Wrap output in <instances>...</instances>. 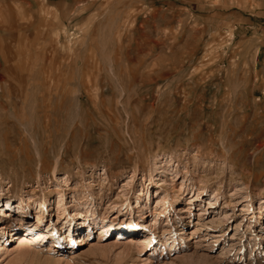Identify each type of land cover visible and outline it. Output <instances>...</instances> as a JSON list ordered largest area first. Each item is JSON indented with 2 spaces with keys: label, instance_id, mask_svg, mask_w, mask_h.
I'll use <instances>...</instances> for the list:
<instances>
[{
  "label": "rangeland",
  "instance_id": "obj_1",
  "mask_svg": "<svg viewBox=\"0 0 264 264\" xmlns=\"http://www.w3.org/2000/svg\"><path fill=\"white\" fill-rule=\"evenodd\" d=\"M262 196L264 0H0V264H264Z\"/></svg>",
  "mask_w": 264,
  "mask_h": 264
},
{
  "label": "bare ground",
  "instance_id": "obj_2",
  "mask_svg": "<svg viewBox=\"0 0 264 264\" xmlns=\"http://www.w3.org/2000/svg\"><path fill=\"white\" fill-rule=\"evenodd\" d=\"M249 170V169H248ZM248 172V171H247ZM249 173V172H248ZM199 190H201L202 189V187H199L198 188ZM33 193V192H32ZM58 195L60 196H57V198H56V201L59 203L60 202V200L62 199V195H61V192H58ZM212 196V199L214 200H216V194H212L211 195ZM30 197H34L33 196V194L30 196ZM45 197V196H44ZM167 198V197H166ZM166 198H164V203L166 202V201H168V200H166ZM178 198V196H174L172 199H169V201H170V203L171 202H175V200ZM264 199V197L262 196L261 197V200H263ZM31 200H32V202L35 204V202L36 201H40V198H31ZM31 202V203H32ZM92 202V200H90V203ZM263 203V202H262ZM0 204H1V206H3V201L0 199ZM8 204V203H7ZM127 204L129 205V207H132L133 208V205H131V203L128 201L127 202ZM173 204V203H172ZM21 205H22V203H21V200L20 201H18V202H16V211H18L19 209H20V207H21ZM36 206H34L33 205V209H36L37 208V204H35ZM47 205L44 203V202H40V206H38V209L36 210L37 212H35V217L33 218V217H31V218H29V214H26V215H24V214H20V213H18L17 212V214H14V213H10V214H6L5 216H4V219H5V225H3V223H0V229H5L6 227L8 228V232L6 233V232H4V235L3 236H6L7 235V239L6 240H4V242L3 243H6V241L9 239V237H14L15 235H16V233H15V230L16 229H14V224H13V222L14 221H16L17 223H16V225L19 227V225L21 226V233L22 232H29V231H32V230H34V231H36V232H34V233H32V236L33 237H35L36 236V238L37 239H39V238H45V236H44V234H51V236L53 237V241L54 242H50L49 244H52V243H55V244H58V246H61L62 244H63V241H61L60 239H57V232H58V230H57V227L53 224V223H51L50 225H51V227H52V229H47V228H45V226H39L37 223H38V220H42V221H44V223L47 221V219H48V216H49V212L47 211ZM128 207V208H129ZM135 207L136 208H138L137 209V211L136 212H138L139 210H140V208H141V205L138 203V202H136V204H135ZM88 208V207H87ZM246 209H247V211L248 210H252V207H251V202H248L247 204H246ZM58 210V212L59 213H61V212H63L64 210H63V208H58L57 209ZM246 211V212H247ZM21 212V211H20ZM264 212V204H262V205H260L259 207H258V213H257V222H256V225H260L261 224V219H262V217H261V214ZM49 213V214H48ZM85 213V214H84ZM88 213V211L86 210H84V211H79V212H76V213H74V214H77V216H79V217H81V219H82V221H81V223H84L85 224V227L86 228H88L89 229V227L91 226L90 225V223H89V221H86L87 220V216H91V222L94 224V225H99V223L101 224L100 225V233H99V235L100 236H105V234L108 232V231H110V230H112V229H116V227H118V226H122L123 224H124V222H126L128 225H131V224H133L132 222H133V220L131 219V217L130 218H127V212H126V210L125 211H123V210H121V209H118L117 211H115V216L114 217H112V218H110V219H108V220H106L105 219V217H101L100 218V216L99 215H97L96 214V212H95V210H91V213L90 214H87ZM163 212H160V214H162ZM64 214H66V213H64ZM155 215H158V214H155ZM154 215V216H155ZM47 216V217H46ZM83 216V217H82ZM85 216V217H84ZM135 216H136V219L137 218H139V217H141L142 216V213H140V214H135ZM25 217V218H24ZM1 218V217H0ZM100 218V220L98 221V219ZM133 218V217H132ZM31 219H34L32 222L30 221ZM14 220V221H13ZM36 220V221H35ZM13 221V222H12ZM51 221V220H50ZM74 223H75V220H73V216H70L69 217V219H68V223L66 224V227L67 228H69L68 230H71L72 228H73V225H74ZM135 223V222H134ZM136 224H139V222L138 221H136ZM124 225H126V224H124ZM125 228H126V226H125ZM79 229V228H78ZM118 229V228H117ZM74 231H75V229H74ZM74 231H72V233H70L71 235H70V237H68L67 238V241H68V243H71L70 245H72V244H74L75 245V243H81V242H86V241H88L89 239H90V237H91V231H92V228L90 229V231H88L87 233H80L76 238L75 237H73V234H74ZM83 231V230H82ZM13 233V234H10L9 236H8V233ZM5 233H6V235H5ZM18 234V233H17ZM69 234V233H68ZM42 236V237H41ZM17 239H19V237L17 238ZM65 239V238H64ZM178 244V243H177ZM177 244H175V240L172 242V245H174V247L177 245ZM70 245H68V246H70ZM79 245H81V244H79ZM78 245V246H79ZM6 248V244L5 245H0V252H3V250H6L5 249ZM65 248V247H64ZM66 248H67V246H66ZM25 250H27L26 249V247H22V255L23 256H25V254H26V251ZM27 252H29V251H27ZM5 252H3V254H4ZM72 254H74V253H72Z\"/></svg>",
  "mask_w": 264,
  "mask_h": 264
}]
</instances>
